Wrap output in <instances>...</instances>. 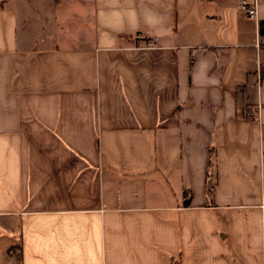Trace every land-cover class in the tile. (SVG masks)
Segmentation results:
<instances>
[{
	"label": "crops",
	"instance_id": "1",
	"mask_svg": "<svg viewBox=\"0 0 264 264\" xmlns=\"http://www.w3.org/2000/svg\"><path fill=\"white\" fill-rule=\"evenodd\" d=\"M240 1L0 0V264H264Z\"/></svg>",
	"mask_w": 264,
	"mask_h": 264
},
{
	"label": "built area",
	"instance_id": "2",
	"mask_svg": "<svg viewBox=\"0 0 264 264\" xmlns=\"http://www.w3.org/2000/svg\"><path fill=\"white\" fill-rule=\"evenodd\" d=\"M257 0H241L238 9L246 17L250 19H256L257 17ZM148 47H152V43L147 44Z\"/></svg>",
	"mask_w": 264,
	"mask_h": 264
},
{
	"label": "trees",
	"instance_id": "3",
	"mask_svg": "<svg viewBox=\"0 0 264 264\" xmlns=\"http://www.w3.org/2000/svg\"><path fill=\"white\" fill-rule=\"evenodd\" d=\"M258 33L260 37L264 38V21H260Z\"/></svg>",
	"mask_w": 264,
	"mask_h": 264
}]
</instances>
